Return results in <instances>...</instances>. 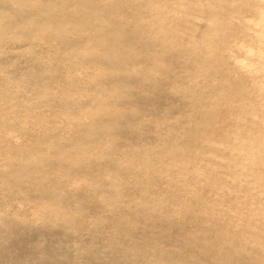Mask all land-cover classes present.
Instances as JSON below:
<instances>
[{"label":"bare ground","instance_id":"1","mask_svg":"<svg viewBox=\"0 0 264 264\" xmlns=\"http://www.w3.org/2000/svg\"><path fill=\"white\" fill-rule=\"evenodd\" d=\"M73 1L71 5H68L66 0H14V3H25L29 9L33 10V13H37L45 19L43 23H27L23 26L13 27L11 30L16 35H24L31 40L41 37L53 42L54 59L65 62L67 66L68 64L80 66L81 69L83 68L84 71L87 70L88 72L86 71L85 77H74L71 71L65 68L60 77L63 79L62 81L66 82L65 87L54 90H49V87L40 96L41 100L46 101L47 104H51L50 98L59 101L62 109L60 108L58 114L63 117L62 119L67 120L65 121L66 124L70 125L69 128L74 129V132H71L73 135H69L67 134L69 128H64L67 130L66 135L70 137V140L67 138L69 148L64 145L66 144L64 142L63 146H60L61 141L66 138L63 139L64 135L59 133L63 129L58 130L56 128L58 133L54 132L55 129L53 128L57 127L55 125L54 127L50 125L52 128L50 130H53L54 133L49 132V135L56 133V137L53 136L49 140L43 139L44 137L42 138L34 132L36 136L33 141L35 142L32 141L31 144L35 146L32 145V147L27 148L13 140L17 130V133L24 131V135L31 136V133H27L29 130L32 132L34 130L27 127L29 121V125L33 123L38 127H35L36 129L41 127L46 130L52 121L61 117L60 115L51 117L54 113L47 115L42 111L39 112L40 110L38 113L34 108H32L33 111H28L29 113L23 116L14 115L13 111L5 113L6 115L0 119V137L3 138H1L2 143L3 140L9 141L5 148L0 142V154L6 158L5 161L0 162V176L6 182L12 181L14 178L15 184L17 182L20 184L24 179L35 181L31 182L35 185L33 186L41 188L43 192L45 191L48 199L39 201L36 208L33 209L35 210L32 212L33 216L38 215L41 218L44 214V217L46 216L52 223L64 221L68 224L73 220L74 214L80 212L76 206L71 207L68 203L58 201L63 189L69 188L71 191L78 189L83 185H81L80 179L84 181L83 187L88 189V192L90 190L92 192L91 188H94L92 187L94 183L103 182L102 184H104L107 180L111 182L112 194L107 196L105 201L118 207L121 206L122 202L124 203L125 198L122 199V197L125 196V187L128 188V183L133 182L130 180L122 183V179L120 180L121 177H119H123L122 170L124 168H129L130 171L124 172V174L143 176L138 182L142 184H140L141 187L139 186L141 190L139 194L142 193L141 198L144 193V196L148 195H146L148 192L146 189L149 186L158 184L157 179L165 180L167 186L162 185L166 187L163 189L165 193L162 192L161 185L158 184L157 186H160L156 187L159 188L160 192L152 186L154 192L144 199V202L147 200L145 204L148 207L150 205L151 211L155 212L160 208L162 210L171 202L172 207L182 212L177 211L179 214L184 213L182 216L184 218L185 215L190 219V217L194 218L198 212H200L199 215L203 213L202 219L199 218L201 220L200 226L203 229L213 230V233H211L212 231L210 233L211 235L215 234L214 236L217 238L212 235L216 239V243L218 242L216 244L213 241L215 245L225 251L230 250L232 252L236 249L234 252L237 251V253L251 247L250 250L255 249L257 255H260L259 252L261 251L263 257L264 0ZM124 3L126 4L124 5ZM126 5L130 7L128 9L130 12L127 10L125 14L129 15L123 14L124 10L127 9ZM124 7L125 9H123ZM130 18H133L132 21ZM92 19H97V23H92ZM8 24L10 23L0 20V43L9 32ZM128 25L131 26V29L126 30L129 28L126 27ZM168 51H172V55L175 56L171 57L181 63L187 72L189 88L179 90L182 97L187 98V105L190 106L189 110L194 114L195 119L190 120L189 124L191 125H187L189 127L182 132L183 135L174 133L172 139H165L166 141L160 142V144L158 141V146L144 144V149H138L140 151L138 152L130 144L132 149L128 150L127 145L126 151H128H122L121 145L112 136V128L118 125V120L124 114L121 110H124L125 106L122 109V104L117 106L116 101L110 102V98L114 100L125 95V98H121L128 101L133 97V94L128 90L129 88L125 89V86H122L115 79L123 73H129L136 74L141 80L152 81L151 85L168 82L167 79L173 66L171 67L170 64L166 63L164 57L161 56V52L165 55ZM106 75L112 78L111 87L102 85L101 79ZM109 77H105L106 80ZM184 79L186 80V78ZM58 81L60 80L56 82ZM195 85L198 86L195 88ZM175 86L177 85L175 84ZM9 100V95H2L0 108L2 109V105L7 104ZM81 100L83 103L78 104ZM85 100L86 103L84 104ZM35 102L32 103L35 104ZM125 108L128 110L129 107ZM165 110L167 109L165 108ZM137 112L135 111V113ZM142 117L144 116L142 115ZM14 119L19 122L17 129L16 127H9L14 123ZM84 120L90 122L89 124L86 122V126L88 124L89 127H82ZM101 120H107L109 124ZM111 120L112 122H110ZM57 121L53 124H56ZM149 121L151 122V120ZM68 125L66 126L68 127ZM126 128L129 129V127ZM59 129L61 128L59 127ZM42 131L40 129L37 132ZM169 131L172 132V130ZM58 134L63 136L60 137ZM26 135L25 137H27ZM33 137L30 138L34 139ZM158 137L162 136L159 135ZM14 153L15 156H13ZM108 154V159L111 158L110 161H106L109 165L105 167V164H101L97 160L106 157L105 155ZM122 156H125L126 159H118ZM13 157L16 159L15 170L12 169L7 172L6 168L11 169L7 165ZM154 179L156 180L152 182ZM0 181L2 183V180ZM24 183L26 182H22L21 185H25ZM15 184L13 185L15 186ZM123 184H126L125 187ZM10 185L8 186L10 187ZM98 185L101 184L98 183ZM4 186L6 185L4 184ZM59 188L62 190L58 191ZM9 189L12 188H8V191ZM18 190L14 189L13 192L16 191L19 194ZM34 191L36 190L34 189ZM40 191L39 189L38 193ZM182 193L184 197H181L183 196ZM13 194L10 195L13 196ZM179 194L183 198L181 201L177 199ZM0 203H3L2 206L4 205V201H0ZM125 204L124 206H126ZM2 206H0L1 211H3ZM135 206H141V204ZM128 207L129 205L126 206V208ZM7 213L6 211L5 214ZM33 216L31 215V217ZM169 216L167 220L172 218ZM178 216L182 218L180 215ZM152 218L154 217L152 216ZM15 219L1 214L0 228L4 224L6 226L16 222ZM25 222L27 223L26 219ZM99 223L101 222L99 221ZM159 226L161 227L160 224ZM186 228L188 229V227ZM3 230L5 229H0V232H4ZM164 236L166 235L164 234ZM213 237L209 239L214 240ZM209 239L207 241L210 242ZM201 242H206V239L205 241L201 240ZM209 242H206L208 245L205 243L206 248L217 247L213 246V242L210 244ZM226 243H230L229 249L224 248L225 245H228ZM246 245L249 246L245 247ZM0 248L3 249L2 246ZM220 248L219 250H221ZM216 249L213 251H217ZM139 250L141 249L139 248ZM250 250L244 251L247 253L246 256L251 254L248 253ZM230 251L227 252L230 255L224 253L232 259L235 253ZM142 252L143 250L140 251V253ZM218 252L220 254V251ZM160 253L164 252L160 251ZM237 253L235 254L236 258L243 254L237 255ZM252 253V256H256L255 251ZM212 255L214 256V254ZM258 257L249 256L248 259L256 260L255 258ZM225 258H223L226 262L224 264H231L230 258L229 261ZM213 260L215 261L211 264H218L223 261L222 256ZM257 260L254 261L255 263H252L251 260L250 264H257L256 262L264 264V262L261 263L263 259L262 261ZM240 262L242 261L240 260ZM234 264H238V262Z\"/></svg>","mask_w":264,"mask_h":264},{"label":"rangeland","instance_id":"2","mask_svg":"<svg viewBox=\"0 0 264 264\" xmlns=\"http://www.w3.org/2000/svg\"><path fill=\"white\" fill-rule=\"evenodd\" d=\"M73 2H74L73 0H66V3L68 5H71ZM125 4L126 3H124V5ZM125 7L123 9H125ZM126 8L127 9L124 10L123 14L129 15L125 13H127V10L130 9V7L127 6ZM32 11L33 10L29 9L26 6V4L23 2L14 3V0H0V20H2L5 23H10L8 24L9 32L5 35V39L0 43V98L2 97V95L5 94V95H9L10 100L7 104L2 105V109L0 108V112L2 111L0 113L1 115L0 119L3 118L6 115L5 113H7L8 111H13L14 115L15 114L20 115V116L27 115L26 113L33 111L32 108H34L35 111L37 112L40 110L39 112L42 111L47 115L54 113L53 114L54 116L51 115V117H58V115H60L58 114L60 113L58 111H60V108L62 109V107L59 105V101L56 99L54 101L50 98L51 104L49 103L47 104L46 101L41 100L40 96L42 95V93L46 92V90L49 89V87H50L49 90L51 89L54 90V89L65 87L66 82L62 81L63 79L60 78L61 75L63 74L62 73L63 69L65 68H68V70L71 71L74 77H85V75H87L86 73L87 70L84 71V69L83 68L81 69L80 66H77L74 64L73 65L68 64L67 66L65 62H61L59 60L54 59L53 42H50L49 40L41 38V37H38L35 40H31L25 37L24 35L23 36L16 35L11 30L13 27H16L18 25L23 26L27 23H37V24L43 23L45 19L40 17V15H38L37 13H33ZM96 21L97 19L91 20L92 23L93 22L97 23ZM126 27H129V28H126V30L131 29V26L129 25ZM162 53L163 52H161V56L164 57V59L166 60L165 62L170 64L171 67L173 66L171 68L172 72L170 73L167 79L168 82L165 81V82L158 83L156 85H151L152 81L141 80L136 76V74H129V73H123L122 75H120L119 78L115 79V81H119L122 86H125V89L129 88L128 90H130L133 94V97L130 98V100L128 101L121 98V97H124L125 95H121V97L118 96L121 99L119 98L117 99L114 97L115 98L114 100H112V98H110L111 101L109 100L110 102L116 101L115 103H117V106H120L122 104L121 105L122 109L124 106L125 107L128 106L130 108V110L129 108L127 110L124 107V110H125L124 111V110H121V108L119 107L120 110L123 111L124 114L120 118V120H118L119 122L116 121L118 122V125L120 126L115 125V127L112 128V134H113L112 136L115 137L117 142L121 145L120 148L122 149V151L127 152L128 150L132 149V147H130V144L136 149L135 151H138V149L143 150L144 149L143 147L145 145L158 146L160 142L172 139L174 133L183 135L182 132L186 131L187 128L191 125L189 124L190 120L195 119L194 114L189 110L190 106L187 105L188 103L187 98L182 97V94H180V90H179V89L188 87L187 76H186L187 72H185L184 66L181 65V63H178L175 58H173L175 55L174 54H173L174 56L172 55V51L171 52L168 51L167 53H165L166 56L163 55L164 53L163 54ZM174 71H175V74H174ZM105 77H109V76L106 75ZM105 77L101 79L102 85L111 87L112 78L109 77L106 80ZM56 78H60V79H56ZM184 78H186V80ZM51 79L52 80L55 79V81H52ZM57 80H60V81L56 82ZM175 84L177 86H175ZM197 86L195 85V88ZM190 88L192 89V87ZM86 100L84 104L86 103ZM33 101L34 102L36 101L35 104L32 103ZM80 102L82 104L83 100L79 101L78 104H80ZM165 108L167 110H165ZM135 111H138V112L135 113ZM131 112L134 114L132 115ZM142 115L144 117H142ZM139 117L141 119H138ZM62 118H63L62 116L58 117L57 119L54 118L56 120L52 121V123L49 122L50 124L46 128V130L40 127L41 130L46 131L48 133L43 132V131L37 132V131H40V129H36L38 127L35 126V124L33 123L29 125L30 124V121H29V123L27 124V127L33 129L34 131L32 132V130H29L27 128L29 130L27 134L31 133L30 135L33 137L34 132H36L37 135L41 136L42 138L44 137L43 139L45 140L46 139L49 140L53 138V136L56 137V133L54 135L50 134L52 136L51 137L49 135V132L58 133V130H62V129L64 130V128L70 127V125L66 124L67 120L62 119ZM14 120H15L14 123L11 124L9 127L10 128L16 127L17 129L19 122L17 119H14ZM88 120L90 121V119ZM149 120H151V122ZM56 121H57L56 124H58L59 126L56 125L55 123L53 124V122H56ZM84 121H85L83 124L84 126L82 125V127H87V126L89 127L90 125L88 124L90 122L86 120ZM101 121H104V120H101ZM86 122H88L87 126H86ZM104 122L109 124V121L107 120ZM110 122H112V120ZM174 122H176L177 124ZM136 124L137 126H135ZM50 125L52 127H54V125L57 126L53 128L55 129L54 132L53 130H50L52 129L50 128L51 127ZM66 125H68V127ZM59 127L61 129H59ZM126 127H129V129ZM176 128L177 130H175ZM71 129L72 128H69L70 131L68 130L67 134L73 135L71 132H74V129L72 130ZM63 130L59 131V133H62L64 136L62 134H58V136L59 135L60 137L63 136V139L64 138L66 139H64L65 141L64 140L61 141L60 146H63L62 144L64 142L66 143L64 145L68 147L67 138L68 140H70L69 139L70 137L66 135L67 130H64L65 134ZM169 130H172V132H170ZM13 131H16V130H13ZM17 132H16V135L13 137V140L18 141V143H21L24 147H27V148L32 147V145L35 146L34 144H31V143L35 142L33 140H35L36 135H34L33 137L34 139H32L30 138L31 136L29 137V135H26V134L25 135L27 137H25L24 131H20V133H17ZM43 133L45 134L43 135ZM159 135L162 137H158ZM116 137H119L120 139ZM1 138L2 137H0V139ZM2 139L0 140L1 143H2ZM3 141L4 142L2 143V146L5 148L7 147L6 144L9 140H7V142H5L6 140H3ZM157 142L159 143L158 145H157ZM126 146L129 147V149ZM126 149L128 150L126 151ZM13 156H15V153ZM105 156L106 157L98 158L97 161L101 164H105V167H108L107 165H109V163L107 162L108 160L110 161L111 157L108 159L109 154ZM122 157H119L118 159H121V160L126 159L125 156H122ZM5 160H6L5 156L0 154V162L5 161ZM15 161L16 159L14 157L10 159L7 167L9 168L11 167V169L9 170L8 168H6L7 172L11 171L12 169L16 167ZM51 161L53 160L51 159ZM127 169L126 168H124L123 170L121 169L123 173V177L119 176L121 177L120 180L122 179L121 180L122 183H125V181L128 182L130 180H132L133 182L128 183L129 189L124 186L126 184H123V186L125 187L124 189L125 196L122 197V199L124 198L125 199H124V203L122 202L123 204L121 203V206L119 205L118 207L113 206L111 203L105 201L107 196H110L112 194L111 192L112 187L110 186L111 182H108L107 180L106 181L104 180L105 181L104 184H102L103 182L102 183L98 182L101 185H98V183H94L93 184L94 186H92L94 188H91L92 192L90 189H89L90 191L88 192V189L83 187L84 181L80 179L79 181L81 185L82 184L83 185L82 186L80 185L81 187H79L76 190L71 191V189L68 188V189H65V190H68L66 192L64 189L62 190L59 188L58 191L62 190V192H61V196L58 198V201H61L60 203H65V204L68 203L70 204L71 207L76 206L78 208V211L80 212V213H75L73 220L68 222V224L63 221L65 225L62 224L63 223L62 221H60L61 223L58 222L59 224L52 223L49 219H47L46 216L44 217V214L42 215L41 218H39L38 215L33 216L32 212L35 211L33 209L36 208L39 201L42 202L44 201L43 199L45 200L48 199L46 197L45 191L43 192V190L41 188H37V186L34 187L35 185L31 183L35 181H27L26 179H24V181L22 182H26V183H24L25 185L22 186L21 185L22 182L20 184L17 182L18 185L15 184L13 182L15 180L14 178L13 179L11 178L12 181L9 180V182H6L0 176V180H2V183L5 182L2 184L0 181V201H4V205L2 206L1 204L3 203H0V206H2L3 211L5 212L7 211L8 212L7 214H9L7 215L5 214V212L0 210V215L2 214V216L5 215L7 217H11V219L19 218V219H15L16 222L10 223L9 225L7 224L6 226L4 224V226L0 228V229H5L3 230L4 232H0V239H1L0 247L2 246L3 248L2 250L0 248V264H211L213 263V261H215L213 260L214 258L216 259V257H220V256H222L223 261L219 262L218 264L226 263L223 258L227 257L226 255H230V253L227 254V252H229L230 250L225 251L222 248L214 244V242L216 243L217 238L216 236H214L215 234H212V235L216 239L211 235V233H213V230L201 228L200 219H202L201 215H203V213L199 215L200 212H198L197 215H195L196 218L190 217V219H188L187 215H185L186 217L184 218L182 217L184 213L179 214L182 212L172 207V204H170L171 202L169 203L170 205L168 204L167 207L163 208L162 210L160 208V210H157L155 212L151 211L149 209L150 205L148 207L145 204L147 203V200H145L144 202V199L148 198V195H151V193L154 192L153 189L158 184L161 185V186L159 185L161 187L160 189H162V192L165 193V191L163 190L166 188L163 186H167L165 180L157 179L158 184L157 185L151 184L152 186H154V188H152V186H149L146 189V192L148 191L146 195L147 194L148 195L144 196L145 195L144 193V195L141 198L142 193L141 194L139 193L141 192L140 187L142 184L140 183L141 184L140 185L138 182L141 181L143 176L139 174L138 175L137 174L136 175L126 174V173L124 174V172L128 173V171H130L129 168ZM155 180L156 179H154L152 182H154ZM160 181L162 182L160 183ZM4 184L6 186L10 184L11 185L10 187L8 186L6 188ZM13 184H15V186ZM157 187H156V190L160 192L159 188L157 189ZM8 188H12V189H9L8 191ZM14 189L16 191L17 189H19L18 190L19 194H17L18 192L14 191L16 194V197H14L15 194H13ZM34 189L36 191H34ZM39 189L41 191L38 193ZM131 190H134V191H131ZM8 193H10L11 195L13 194V196H11ZM181 197H184V194ZM181 197L179 194L177 197L178 201L183 200V198ZM12 200H14V202H12ZM7 201H9L10 203ZM131 201H132L131 206H134V207L130 206ZM139 203L141 204V206H135V205H139ZM5 204H7L8 206ZM124 204L126 206L129 205L130 208L129 207L126 208ZM145 206L146 208H144ZM18 208L19 209L21 208V210H19ZM175 210L176 212L179 211V213L178 212L176 213ZM20 211L21 213L19 214ZM86 213H88L89 215ZM31 215L33 217H31ZM178 215H180L183 219L180 218ZM152 216L155 219L152 218ZM168 216L172 218H169V220H167ZM25 219L27 220V223L25 222L26 224L24 223ZM88 219H91V220H88ZM180 219L182 222L180 221ZM155 220H159V221H155ZM78 221H81V222H78ZM99 221L101 223H99ZM156 222H157V225H156ZM147 223H151V224H147ZM159 224L161 225V227L159 226ZM163 226H166V227H163ZM186 227H188V229ZM197 229H199L202 233ZM160 230H164V231L166 230L165 232L167 233H165L164 231H160ZM196 231H199L198 233L200 234H198ZM164 234L166 236H164ZM232 234L234 235L233 232ZM211 237H213L214 240L209 239ZM203 238L206 239V242H209L207 241V239L211 240L209 244L214 241L212 243L214 244L213 246L214 247L217 246L218 248L217 247L212 248V246L211 248L210 247L206 248L207 246H204L206 242H201V240L205 241V239L203 240ZM199 243H203V244H199ZM230 243L229 244L226 243L228 245H225L224 248L229 249ZM206 245H208V243H206ZM248 246L249 245H246L245 247H248ZM139 248L141 250H139ZM154 248L157 250H155ZM219 248L221 250H219ZM205 249L207 250L205 251ZM214 249H216L217 251H213ZM245 249L243 250L247 251V250H250L251 247H248L247 250ZM142 250L143 252L140 253V251ZM145 250L147 251L145 252ZM235 250L236 249H234L232 252L236 254L237 251L234 252ZM160 251H163L164 253L161 254ZM218 251H220V254ZM244 251L242 252L239 251V253H237V255L238 254L241 255V253L244 254V255L242 254L240 257L239 255L237 256V258H239L243 263L240 262V260L236 258L235 254H233L234 256H232V259L229 256L231 261H229L228 257L225 259L226 260L228 259L227 261H229L231 264H234L235 262L236 263L238 262V264L239 263L240 264L241 263L250 264L251 260H252V263H255L254 261H256L257 259L258 260L260 259L261 261L263 259L261 263L264 262V256L262 257L261 251L259 252L261 256L258 254L259 257L256 254L255 249L253 251L250 250V252L248 251V253H251L248 255L251 256L252 258L258 257V258H255L256 260L250 259V258L249 260L248 259L249 256H246L247 253ZM254 251H255L254 254L256 256H252L253 254L252 252ZM224 252L226 253V255ZM212 254H214V256ZM223 254L225 255V257ZM209 259L212 261H210ZM256 263L258 264L260 262H256Z\"/></svg>","mask_w":264,"mask_h":264}]
</instances>
